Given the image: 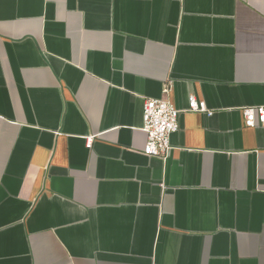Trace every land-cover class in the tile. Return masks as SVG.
Instances as JSON below:
<instances>
[{
	"label": "crops",
	"instance_id": "0c3cea01",
	"mask_svg": "<svg viewBox=\"0 0 264 264\" xmlns=\"http://www.w3.org/2000/svg\"><path fill=\"white\" fill-rule=\"evenodd\" d=\"M258 106L264 0H0V264H264Z\"/></svg>",
	"mask_w": 264,
	"mask_h": 264
},
{
	"label": "built area",
	"instance_id": "2783aa9c",
	"mask_svg": "<svg viewBox=\"0 0 264 264\" xmlns=\"http://www.w3.org/2000/svg\"><path fill=\"white\" fill-rule=\"evenodd\" d=\"M188 102L187 110L200 112L206 109L205 102L193 95L189 96ZM143 103L142 130L147 137L142 151L148 156L165 157L170 151V135L179 127L180 110L169 99L146 98ZM242 114L245 126H253L256 120L264 122V108L261 106L245 108ZM92 141L93 137L87 139V148H90Z\"/></svg>",
	"mask_w": 264,
	"mask_h": 264
}]
</instances>
